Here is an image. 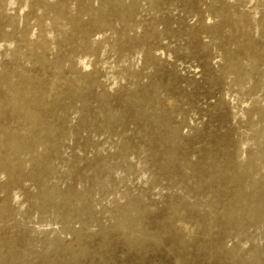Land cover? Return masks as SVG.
Listing matches in <instances>:
<instances>
[{
    "label": "rangeland",
    "instance_id": "1",
    "mask_svg": "<svg viewBox=\"0 0 264 264\" xmlns=\"http://www.w3.org/2000/svg\"><path fill=\"white\" fill-rule=\"evenodd\" d=\"M121 2L0 0V264H264V0Z\"/></svg>",
    "mask_w": 264,
    "mask_h": 264
},
{
    "label": "bare ground",
    "instance_id": "2",
    "mask_svg": "<svg viewBox=\"0 0 264 264\" xmlns=\"http://www.w3.org/2000/svg\"><path fill=\"white\" fill-rule=\"evenodd\" d=\"M122 0H106V4L121 6ZM43 6V5H42ZM131 6V5H130ZM104 7L101 6L100 8H97L92 13L95 15L96 23H103V16H104ZM86 11H89V7L82 6V9ZM2 14V13H1ZM58 16L53 17V22H57ZM73 22V20L71 19ZM106 24V23H105ZM32 36V35H31ZM9 43V42H8ZM5 45V44H4ZM36 45V44H35ZM32 46L29 48L32 49ZM37 47L41 48L42 50H45L46 44L42 40L39 42ZM85 59V58H84ZM83 59V60H84ZM86 60V59H85ZM83 63V62H82ZM84 65V64H83ZM82 65V67H83ZM88 67V65H87ZM85 68V66H84ZM76 82H79L76 80ZM5 87L7 90V105L10 107L11 111L15 114H19L21 117V120L26 123L27 130L32 133L34 131H37L40 134L49 133L50 127L46 125L42 118L40 117V110L46 106V103L43 99V96H34L30 95L29 92L21 89L18 86H15L12 82L7 81L5 83ZM24 123V124H25ZM28 133V134H30ZM41 142V137L37 135H32L30 137L26 136H19L17 133H12V135H9L7 140L5 141V144L7 147L12 151L14 154L13 161L15 163H20L19 159V153L24 151H33L34 147ZM250 168V165L249 167ZM263 199V197H262Z\"/></svg>",
    "mask_w": 264,
    "mask_h": 264
}]
</instances>
